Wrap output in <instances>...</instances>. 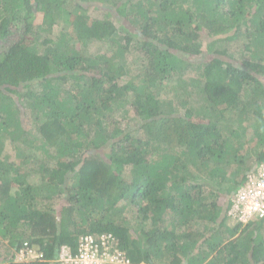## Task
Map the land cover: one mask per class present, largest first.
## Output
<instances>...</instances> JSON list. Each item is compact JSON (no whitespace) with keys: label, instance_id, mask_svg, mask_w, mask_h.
Masks as SVG:
<instances>
[{"label":"trees","instance_id":"1","mask_svg":"<svg viewBox=\"0 0 264 264\" xmlns=\"http://www.w3.org/2000/svg\"><path fill=\"white\" fill-rule=\"evenodd\" d=\"M262 163L264 0H0V264L102 233L132 264H264V218L231 215Z\"/></svg>","mask_w":264,"mask_h":264},{"label":"built area","instance_id":"2","mask_svg":"<svg viewBox=\"0 0 264 264\" xmlns=\"http://www.w3.org/2000/svg\"><path fill=\"white\" fill-rule=\"evenodd\" d=\"M231 215L245 223L264 218V163L248 178V183L234 197ZM75 246L64 244L57 248L54 258L36 246L25 243L17 252V263L45 262L49 264H132L112 233L99 237L82 234Z\"/></svg>","mask_w":264,"mask_h":264},{"label":"rangeland","instance_id":"3","mask_svg":"<svg viewBox=\"0 0 264 264\" xmlns=\"http://www.w3.org/2000/svg\"><path fill=\"white\" fill-rule=\"evenodd\" d=\"M40 23H41V21L40 22H37V25H40ZM60 25H62V22L60 21L59 23H57V25H56V27H54L53 28V30L51 31V33L50 32H48V33H45V37H47V38H49L50 39V37L51 38H55V37H58L59 36V32H61V27H60ZM50 33V34H49ZM81 45V44H80ZM81 46H83V45H81ZM100 46L98 45V46H95V45H91V46H87V48H85V52H87L89 55H91V54H97L98 55V53H99V51H100V48H99ZM94 52H98V53H94ZM132 62V61H131ZM134 66L136 65V64H133ZM139 67H141V66H139ZM122 86H124V85H126V83L125 82H123V84H121ZM128 87H132V86H130V85H128ZM131 95V94H130ZM159 98H161V100H162V102L163 101H169V98H168V96L167 95H165V93H163V94H161V97L159 96ZM164 103V102H163ZM134 117V113H132L131 114V116H130V118L132 119ZM26 122H27V119L25 120ZM128 122H130L128 119H124V120H121L120 122H118V123H120L121 125H129V123ZM130 124H132V123H130ZM251 137V136H250ZM37 139V138H36ZM36 139H33L32 138V143H31V145H33V147H34V145L36 144L35 142H36ZM8 152L13 156V158H14V160L16 159H19V157H18V154H19V150L16 148H13L11 145H9L8 146ZM31 151L32 152H29L30 154H28L27 155V157L29 156V155H31V157L29 156L28 157V159L30 160L32 157H33V155L35 154V149H31ZM28 153V152H27ZM30 162H33V159L30 161ZM28 163H29V161H28ZM37 162L35 163H33L32 165L31 164H27V168L28 169H35L36 167H37ZM35 167V168H34ZM37 178L38 177H34L33 179H31L30 180V182L31 183H34V182H36L37 181ZM130 216V215H129ZM130 219H132V217L130 216ZM132 222H134V221H131V223Z\"/></svg>","mask_w":264,"mask_h":264},{"label":"clouds","instance_id":"4","mask_svg":"<svg viewBox=\"0 0 264 264\" xmlns=\"http://www.w3.org/2000/svg\"><path fill=\"white\" fill-rule=\"evenodd\" d=\"M117 237V236H116ZM78 238V237H77ZM75 241H77L76 239H75ZM68 244V243H67ZM61 247V246H60ZM121 250H123V249H121ZM124 251V250H123ZM125 252V251H124ZM126 253V252H125ZM37 263H44V264H48V263H45V262H35V263H29V264H37ZM21 264H23V263H21ZM24 264H27V263H24Z\"/></svg>","mask_w":264,"mask_h":264}]
</instances>
